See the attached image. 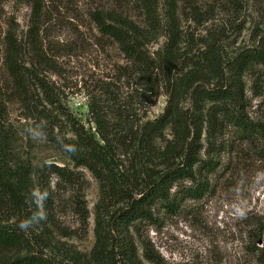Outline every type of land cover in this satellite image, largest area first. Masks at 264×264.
<instances>
[{"label":"trees","instance_id":"16d2710c","mask_svg":"<svg viewBox=\"0 0 264 264\" xmlns=\"http://www.w3.org/2000/svg\"><path fill=\"white\" fill-rule=\"evenodd\" d=\"M17 1L31 3L32 11L24 37L10 27L3 38L12 94L75 170L55 163L33 168L0 146V264H146L137 241L148 263L162 264L141 225L157 224L162 212L174 215L186 201L204 198L223 158L232 164L243 145L264 159V119L250 115L244 80L254 67H264V35L231 56L213 41L195 57L193 49L183 47L178 0H166L163 17L158 0H140L144 25L115 12L92 13L100 33L130 63L122 70L135 87L126 98L115 95L110 83L102 95L88 93V128L63 105L47 77L57 73L59 63L43 42L44 0ZM161 36L164 45L152 51ZM253 74L257 92L264 88V72ZM162 94L165 109L150 119L151 101ZM6 98L0 84V124ZM81 167L99 185L89 257L62 240L75 232L60 215L66 193L75 192L77 230L88 227ZM254 220L249 251L261 256L264 215ZM22 222H27L23 228Z\"/></svg>","mask_w":264,"mask_h":264},{"label":"rangeland","instance_id":"374dc122","mask_svg":"<svg viewBox=\"0 0 264 264\" xmlns=\"http://www.w3.org/2000/svg\"><path fill=\"white\" fill-rule=\"evenodd\" d=\"M166 0H158L163 17ZM42 37L46 49L59 63L56 74H48L51 84L61 94L63 105L86 127L92 126L88 111V93L102 95L105 84L121 98L133 91L134 81L122 70L130 63L119 46L100 33L91 14L115 12L141 25L144 21L140 0H44ZM31 3L0 0V84L7 92L6 112L0 124V146L35 168L55 163L75 170L68 155L47 140L34 121L26 116L20 102L12 94V80L4 64L3 38L10 27L24 37L29 29ZM177 15L183 29V47L193 49L198 57L213 41L226 56L255 44L264 35V0H178ZM161 36L151 48L165 43ZM253 71L245 74L249 113L264 119V88L254 92ZM106 98V97H104ZM148 115L154 119L163 113L166 96L152 100ZM170 138V130L166 131ZM232 164L224 157L223 165L213 177L210 192L200 200L186 201L178 213L162 212L157 224L141 225L140 230L160 255L162 264H261V256L251 253L249 234L254 220L264 215V159L254 155L246 144L233 154ZM83 179L82 193L90 212L88 227L77 230L79 218L73 214L74 191L64 195L60 213L65 225L75 232L62 238L74 249L90 256L95 244L94 211L99 199V185L86 169H77ZM138 254L146 264L143 249L137 241ZM258 247L264 250V244Z\"/></svg>","mask_w":264,"mask_h":264},{"label":"clouds","instance_id":"9594fccd","mask_svg":"<svg viewBox=\"0 0 264 264\" xmlns=\"http://www.w3.org/2000/svg\"><path fill=\"white\" fill-rule=\"evenodd\" d=\"M26 223H27V222H22L21 227H22V228L25 227Z\"/></svg>","mask_w":264,"mask_h":264}]
</instances>
